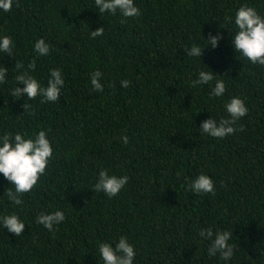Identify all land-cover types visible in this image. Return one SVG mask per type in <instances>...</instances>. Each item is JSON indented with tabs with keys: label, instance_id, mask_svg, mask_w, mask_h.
<instances>
[{
	"label": "trees",
	"instance_id": "1",
	"mask_svg": "<svg viewBox=\"0 0 264 264\" xmlns=\"http://www.w3.org/2000/svg\"><path fill=\"white\" fill-rule=\"evenodd\" d=\"M133 2L140 15L132 18L100 13L94 0H13L11 11L0 10V36L13 41L12 57L0 54L8 69L0 136L43 130L53 150L21 205L8 200L12 186L0 174V217L15 214L25 224L18 237L0 226V264H103L99 243L114 247L120 237L134 248L133 264H264V67L231 42L236 11L248 5L264 17V0ZM100 27L103 35L92 38ZM209 34L222 37L215 48ZM38 39L51 46L47 56L34 52ZM193 45L205 46L200 58L186 54ZM31 60L41 86L61 70L59 101L11 95L23 87L15 62L26 69ZM97 70L102 92L90 82ZM200 71L214 80L193 87ZM216 80L225 83L221 97L210 96ZM233 97L248 109L238 130L222 139L202 134V121L228 117ZM100 169L128 177L111 199L91 191ZM200 174L212 179L214 194L187 190ZM55 211L65 219L51 232L36 222ZM203 229L232 232L230 260L208 255Z\"/></svg>",
	"mask_w": 264,
	"mask_h": 264
},
{
	"label": "clouds",
	"instance_id": "2",
	"mask_svg": "<svg viewBox=\"0 0 264 264\" xmlns=\"http://www.w3.org/2000/svg\"><path fill=\"white\" fill-rule=\"evenodd\" d=\"M94 4L100 13L108 12L115 15L119 12L122 17L126 18L140 15V11L134 5L133 0H94ZM12 5L13 0H0V10L4 12L11 11ZM17 6L19 5L17 4ZM121 22L124 21L122 20ZM226 22H233V17H227ZM234 25L237 31L232 36L231 42L235 52H239L251 64H259L264 67V17L258 14L255 7L243 5L235 13ZM103 32L104 28L100 27L90 31V35L92 38H96L103 35ZM221 38L219 35L212 36L209 34L206 44H210L212 48H215ZM12 45L11 37L7 35L0 36V54L7 53L12 57ZM50 47L49 44L45 43L44 39H38L34 44V52L38 57L47 56L50 52ZM203 48L193 45L186 50V54L200 58ZM35 66V60H31L26 69L23 63L15 62L14 67L19 73L15 76V82L16 84H22L23 87H14L11 95L17 98L26 95L27 100H34L37 96H40V103L59 101L61 89L64 86L61 70L58 68L50 70V77L45 87L41 86L34 76L30 75V72L35 70ZM7 72L8 69L0 66V84L6 83ZM102 75V72L98 70L91 73L90 82L93 91L102 92L104 90V86L100 82ZM214 76L215 74L211 71H200L198 79L191 82L192 86L210 84L214 80ZM128 86L129 81H121V87L127 88ZM224 92V81L216 80L214 87H211L210 96L221 97ZM224 107L228 117L220 119L219 123L211 117L202 121L198 128L202 134L222 139L238 130L234 125L240 118L248 114V109L243 100L233 97ZM23 108L25 112L30 108V105L24 103ZM239 130L243 131L242 125ZM122 140L125 144L128 143L127 136H123ZM52 154L53 150L50 141L47 138V133L43 130L35 133L34 138H25V134H13L10 132L0 136V174L12 186L4 193L11 203L15 205L23 203V195L30 192L37 184L39 178L44 175ZM127 183L128 177L126 175L119 177L110 176L107 169H100L97 181L91 191L102 192L111 199L118 195ZM187 190L195 194H214V184L210 177L200 174L188 184ZM64 219L65 216L62 211H55L53 213H41L36 217V222L51 232L54 225L60 224ZM0 226L18 237L22 234L25 224L17 215L12 214L0 217ZM199 236L211 241L208 248L209 256L219 254L220 259L224 261L230 260L233 256V247L228 243L232 238V232L217 231L214 234L211 229H203L199 232ZM98 253L103 264H133L135 257L134 248L128 243L127 237H120L115 242L114 247L107 242L99 243Z\"/></svg>",
	"mask_w": 264,
	"mask_h": 264
}]
</instances>
